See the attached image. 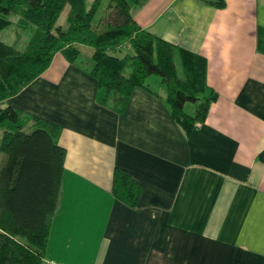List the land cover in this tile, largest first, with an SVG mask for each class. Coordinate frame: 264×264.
Instances as JSON below:
<instances>
[{"label":"crops","instance_id":"crops-1","mask_svg":"<svg viewBox=\"0 0 264 264\" xmlns=\"http://www.w3.org/2000/svg\"><path fill=\"white\" fill-rule=\"evenodd\" d=\"M223 1L130 5L141 30L206 60L217 98L189 135L143 89L122 114L98 105L59 53L5 101L61 129L46 264H264V0ZM115 168L142 185L135 208L111 195Z\"/></svg>","mask_w":264,"mask_h":264},{"label":"trees","instance_id":"trees-1","mask_svg":"<svg viewBox=\"0 0 264 264\" xmlns=\"http://www.w3.org/2000/svg\"><path fill=\"white\" fill-rule=\"evenodd\" d=\"M144 1L0 0V33L11 17H17L22 29H31L24 50L0 41V153L5 156L0 168V264H46L66 156L58 144L61 129L5 101L46 71L56 54L88 73L97 82L96 103L117 114L124 112L135 89H143L168 105L174 123L187 135L206 120L217 98L206 85V60L141 30L130 5ZM203 1L225 6L223 0ZM81 48L91 50L87 65L79 59ZM152 76L159 78L155 88L146 84ZM188 104L194 106L191 113L185 110ZM142 190L126 170L114 169V199L135 208Z\"/></svg>","mask_w":264,"mask_h":264},{"label":"rangeland","instance_id":"rangeland-1","mask_svg":"<svg viewBox=\"0 0 264 264\" xmlns=\"http://www.w3.org/2000/svg\"><path fill=\"white\" fill-rule=\"evenodd\" d=\"M66 10L63 11V13L60 16L59 21L62 23L64 22L65 16H66ZM11 24L10 26L3 30L0 33V41L12 46H15L18 50H24L27 43L30 40L31 37V29H22L20 25H18V19L17 17H11L10 18ZM81 56L80 60L84 64H88L90 62V56H91V50L88 48H81ZM131 53V51H129ZM61 55V54H60ZM157 81H159V78L156 76H152L147 79L146 84L148 86H151V88H155ZM154 86V87H153ZM19 94V93H18ZM16 96V95H15ZM14 97V96H13ZM185 110L188 113H191L194 111L193 105H186ZM5 156L0 153V168L4 162ZM45 259H47V255L45 256Z\"/></svg>","mask_w":264,"mask_h":264}]
</instances>
